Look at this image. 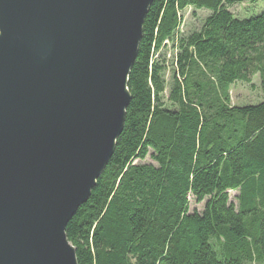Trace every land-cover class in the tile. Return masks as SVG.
Returning <instances> with one entry per match:
<instances>
[{
    "label": "trees",
    "instance_id": "trees-1",
    "mask_svg": "<svg viewBox=\"0 0 264 264\" xmlns=\"http://www.w3.org/2000/svg\"><path fill=\"white\" fill-rule=\"evenodd\" d=\"M238 1H153L123 130L65 228L77 264H264V100L230 102V87L254 75L264 95V9L240 19L264 0H245L240 16ZM187 9L207 15L183 35Z\"/></svg>",
    "mask_w": 264,
    "mask_h": 264
},
{
    "label": "water",
    "instance_id": "water-1",
    "mask_svg": "<svg viewBox=\"0 0 264 264\" xmlns=\"http://www.w3.org/2000/svg\"><path fill=\"white\" fill-rule=\"evenodd\" d=\"M154 0H0V264H77Z\"/></svg>",
    "mask_w": 264,
    "mask_h": 264
},
{
    "label": "rangeland",
    "instance_id": "rangeland-1",
    "mask_svg": "<svg viewBox=\"0 0 264 264\" xmlns=\"http://www.w3.org/2000/svg\"><path fill=\"white\" fill-rule=\"evenodd\" d=\"M246 5L245 0H239L236 2L235 6L232 7L230 10L233 12L234 15L240 16L243 13L242 8ZM264 9V4L260 1H256L254 4L247 2V6L245 7V13L243 16H241L240 19L249 18L252 16H256L260 14ZM185 10L181 13L182 15V26L181 31L183 35H186L188 32L196 31L200 28L203 19L207 15V10L196 12L194 15L192 14L191 9ZM166 53V60L168 62V68L164 74V79L166 81V91L165 96L167 95L168 88L171 83V76H172V69L170 66V61L172 59L173 53L171 52V49L167 48L165 51ZM264 100V95L261 92L260 89V81L257 75H254L251 77V83L245 84V83H235L230 87V102L232 105H244V104H258L260 101ZM150 159L148 157L141 161L137 162L139 164H148L150 163ZM237 192H230L229 198L230 201L237 206V200L235 197L237 196ZM204 203L201 204H195L191 197H189V204H190V211H193L194 209L198 212L203 211ZM250 264V263H245Z\"/></svg>",
    "mask_w": 264,
    "mask_h": 264
}]
</instances>
